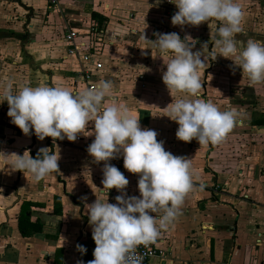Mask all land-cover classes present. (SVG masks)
<instances>
[{
	"label": "crops",
	"instance_id": "1",
	"mask_svg": "<svg viewBox=\"0 0 264 264\" xmlns=\"http://www.w3.org/2000/svg\"><path fill=\"white\" fill-rule=\"evenodd\" d=\"M40 1L43 6L38 0H0V87L11 81L14 91L39 84L84 90L78 61L67 55L64 36L76 31L78 41L90 45L89 32L95 27L91 14L96 13L105 22L93 57L102 68L94 71V80H111L120 104L139 113L141 128L156 131L166 151L191 159L194 189L181 215L158 237L167 256L146 264H264V83L253 84L233 65L234 58L218 56L220 22L173 26L171 17L178 9L169 0H60L53 7ZM237 2L245 12L243 30L235 37L238 47L249 39L264 42V0ZM143 30L150 40L153 33L175 32L182 40L189 35L196 41L193 51H201L206 68L204 74L201 70L200 98L238 113L237 126L223 142L199 145L176 139L178 125L163 110L181 98L162 82L170 56L145 44ZM7 112V103H0V152L23 155L27 150L35 158L47 147L59 150L61 158L59 172L39 182L15 171L11 157L0 158V264H88L95 243L86 205L107 197L113 203L102 194L103 162L94 163L87 152L94 136L83 133L75 142L39 140L32 132L25 136ZM93 128L90 122L86 131ZM109 163L128 179L126 196L139 197V176L124 169L123 157ZM23 201L34 204L32 217L43 226L29 238L18 230ZM73 207L79 208L78 216ZM77 245L86 251L82 254Z\"/></svg>",
	"mask_w": 264,
	"mask_h": 264
},
{
	"label": "clouds",
	"instance_id": "2",
	"mask_svg": "<svg viewBox=\"0 0 264 264\" xmlns=\"http://www.w3.org/2000/svg\"><path fill=\"white\" fill-rule=\"evenodd\" d=\"M169 2L178 9L171 17L173 26L220 22L219 38L215 40L218 56L232 62L230 58H234L233 65L253 84L264 83V42L249 39L241 49L235 39L243 30L245 16L237 0ZM153 35L155 39L150 40L143 30L141 39L170 56L162 82L169 93L181 95L163 109L178 125L176 139L184 143L196 140L199 145L220 144L237 126L238 113L234 109L221 111L213 102L200 98L201 70L204 74L206 68L201 51H193L196 41L189 35L182 40L175 32ZM207 46L202 44L201 49ZM113 88L111 80H101L79 93L68 86L46 84L24 85L14 91L9 81L0 87V103H7V116L25 136L32 132L39 140L66 138L69 142H75L83 133L94 136L87 152L94 163L103 162V189H116L121 195L114 204L107 197L86 205L95 243L94 258L88 264H141L137 247L155 242L181 215L184 200L194 189L192 164L190 158L166 151L156 131L141 128L139 113L121 105ZM90 122L94 128L86 131ZM119 156L123 157L124 169L139 176V197L126 196L128 179L109 163ZM9 157L12 168L28 174L34 182L59 172V150L44 147L35 158L27 150L23 155L0 152V158ZM73 208L72 214L78 216L79 208ZM77 250L82 254L86 251L82 245H77Z\"/></svg>",
	"mask_w": 264,
	"mask_h": 264
},
{
	"label": "built area",
	"instance_id": "3",
	"mask_svg": "<svg viewBox=\"0 0 264 264\" xmlns=\"http://www.w3.org/2000/svg\"><path fill=\"white\" fill-rule=\"evenodd\" d=\"M51 7L56 6L60 0H47ZM101 30H97L95 27L90 29V41L89 43H82L78 41V33L73 30H68L65 33L64 40L67 44L66 53L68 56L74 57L79 64L80 70L77 73L80 82L86 88H92L98 85L99 82L94 80L93 74L94 71H98L102 68L100 63H97L93 60V57L97 54V51L100 48V35ZM78 141V139L76 140ZM115 167L118 166L113 163ZM102 194L106 196H110L112 198L113 203L116 202L115 198L118 196L114 193L113 190L104 189ZM158 239L147 245H140L136 249V253L138 256L141 257V264H146L152 258H165L167 253L165 250L159 248L158 246Z\"/></svg>",
	"mask_w": 264,
	"mask_h": 264
},
{
	"label": "trees",
	"instance_id": "4",
	"mask_svg": "<svg viewBox=\"0 0 264 264\" xmlns=\"http://www.w3.org/2000/svg\"><path fill=\"white\" fill-rule=\"evenodd\" d=\"M91 20L95 22L94 26L97 30L103 28L104 18L99 17L96 13L91 14ZM34 204L28 201H23L20 205V211L17 217L18 230L22 237L29 238L42 231V224L39 219L32 217V208Z\"/></svg>",
	"mask_w": 264,
	"mask_h": 264
},
{
	"label": "rangeland",
	"instance_id": "5",
	"mask_svg": "<svg viewBox=\"0 0 264 264\" xmlns=\"http://www.w3.org/2000/svg\"><path fill=\"white\" fill-rule=\"evenodd\" d=\"M42 1H43V0H42ZM38 2L40 3V5H41V6H43V5H44V4H43V3H42L40 0H38ZM40 9H42V8L40 7V8H39V10H40ZM40 12H42V13H43V11H40Z\"/></svg>",
	"mask_w": 264,
	"mask_h": 264
}]
</instances>
